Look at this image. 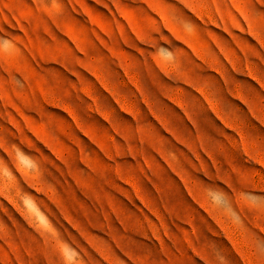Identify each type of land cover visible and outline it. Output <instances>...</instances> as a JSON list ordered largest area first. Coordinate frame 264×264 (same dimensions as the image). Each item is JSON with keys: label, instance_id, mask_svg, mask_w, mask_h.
Wrapping results in <instances>:
<instances>
[{"label": "rangeland", "instance_id": "374dc122", "mask_svg": "<svg viewBox=\"0 0 264 264\" xmlns=\"http://www.w3.org/2000/svg\"><path fill=\"white\" fill-rule=\"evenodd\" d=\"M0 264H264V0H0Z\"/></svg>", "mask_w": 264, "mask_h": 264}]
</instances>
